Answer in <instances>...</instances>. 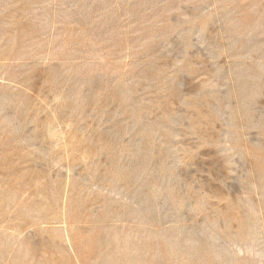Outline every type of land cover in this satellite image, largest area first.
<instances>
[{"label":"rangeland","instance_id":"obj_1","mask_svg":"<svg viewBox=\"0 0 264 264\" xmlns=\"http://www.w3.org/2000/svg\"><path fill=\"white\" fill-rule=\"evenodd\" d=\"M0 264H264V0H0Z\"/></svg>","mask_w":264,"mask_h":264}]
</instances>
